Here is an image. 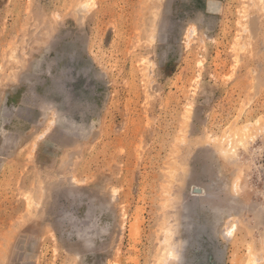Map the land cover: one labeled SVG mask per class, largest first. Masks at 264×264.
I'll return each mask as SVG.
<instances>
[{
  "label": "rangeland",
  "instance_id": "374dc122",
  "mask_svg": "<svg viewBox=\"0 0 264 264\" xmlns=\"http://www.w3.org/2000/svg\"><path fill=\"white\" fill-rule=\"evenodd\" d=\"M0 264H264V0H0Z\"/></svg>",
  "mask_w": 264,
  "mask_h": 264
}]
</instances>
